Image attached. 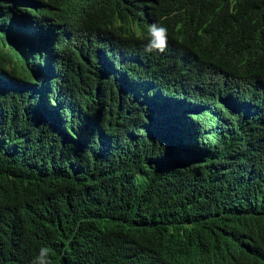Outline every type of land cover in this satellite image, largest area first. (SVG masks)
Returning <instances> with one entry per match:
<instances>
[{
    "label": "trees",
    "instance_id": "16d2710c",
    "mask_svg": "<svg viewBox=\"0 0 264 264\" xmlns=\"http://www.w3.org/2000/svg\"><path fill=\"white\" fill-rule=\"evenodd\" d=\"M41 246L264 264V0H0V264Z\"/></svg>",
    "mask_w": 264,
    "mask_h": 264
},
{
    "label": "clouds",
    "instance_id": "9594fccd",
    "mask_svg": "<svg viewBox=\"0 0 264 264\" xmlns=\"http://www.w3.org/2000/svg\"><path fill=\"white\" fill-rule=\"evenodd\" d=\"M141 36L146 39L144 45V51L146 53L151 54L155 52L163 54L166 51L168 46V28L165 25L158 22L152 23L147 28L146 37L144 36L143 31H141ZM150 100L151 99H149L148 102L141 104L139 103L141 102L140 100L136 101L132 110L136 108L135 112H143L145 115H148L153 109H155L154 106L151 105L152 101ZM54 255L55 252L50 246H41L31 259L30 264H53Z\"/></svg>",
    "mask_w": 264,
    "mask_h": 264
}]
</instances>
